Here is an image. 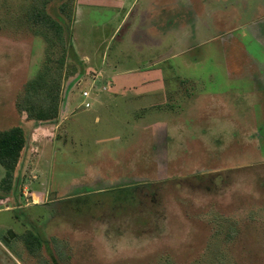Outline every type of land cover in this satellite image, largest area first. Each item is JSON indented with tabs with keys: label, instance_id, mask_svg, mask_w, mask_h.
<instances>
[{
	"label": "rangeland",
	"instance_id": "1",
	"mask_svg": "<svg viewBox=\"0 0 264 264\" xmlns=\"http://www.w3.org/2000/svg\"><path fill=\"white\" fill-rule=\"evenodd\" d=\"M107 1L73 0L74 52L49 53L31 0H0V130L27 135L11 187L0 165V264H264V0ZM67 53L61 114L23 123L25 86Z\"/></svg>",
	"mask_w": 264,
	"mask_h": 264
},
{
	"label": "trees",
	"instance_id": "2",
	"mask_svg": "<svg viewBox=\"0 0 264 264\" xmlns=\"http://www.w3.org/2000/svg\"><path fill=\"white\" fill-rule=\"evenodd\" d=\"M57 2V11L52 5ZM31 5L24 13L25 20L30 27L36 30L37 34L44 36L50 53L51 50L66 46L74 52L71 33L68 30V22L74 16L73 0H31ZM52 9L53 14L50 12ZM75 54V53H74ZM66 55L59 60L57 67L47 64L46 70L38 73L37 77L27 83L22 99L18 103L21 112V119L25 121L36 120L37 122H50L59 117L60 114V89L62 67L65 65ZM52 56L48 57V60ZM49 63V62H46ZM62 66V67H61ZM27 145V135L21 125L13 126L6 130H0V165L5 169L3 182L11 187L15 177L16 168L20 162L23 151ZM197 177V176H195ZM126 200L137 202V184H126ZM122 189V188H121ZM5 199V198H1ZM74 199V198H71ZM79 198L75 199L76 202ZM70 201V200H69ZM75 202L69 203L68 207H75ZM90 209V208H88ZM81 210V209H80ZM79 213H83L82 210ZM10 237H4L7 245L17 236L13 231L9 232ZM31 255L37 256L45 245L44 236L35 229H28L19 235ZM55 240V239H54ZM42 264H48L47 261Z\"/></svg>",
	"mask_w": 264,
	"mask_h": 264
},
{
	"label": "crops",
	"instance_id": "3",
	"mask_svg": "<svg viewBox=\"0 0 264 264\" xmlns=\"http://www.w3.org/2000/svg\"><path fill=\"white\" fill-rule=\"evenodd\" d=\"M136 1L137 0H122L121 1V3L119 4V9L118 10H123L124 11V13H126V16H127V14H128V12H129V10H127V7H129L130 6V8L136 3ZM106 4H108V3H111L110 2V0H108L107 2H105ZM154 8L157 10V11H159V14H161L160 13V10H161V6H160V4L158 5H156L155 4V2H154ZM163 7H164V5H163ZM162 7V8H163ZM128 11V12H127ZM150 14V13H149ZM151 15V14H150ZM125 16V17H126ZM125 19V18H124ZM149 19V18H148ZM150 20V19H149ZM159 21V20H158ZM119 28V27H118ZM118 28H117V30H118ZM163 28V27H162ZM158 30H159V27L157 28ZM161 29V28H160ZM116 30V31H117ZM261 42V41H260ZM241 46V45H240ZM243 48H244V46H243ZM245 49V48H244ZM106 51H107V49L105 48V50H104V52H103V57H102V59H100L101 60V66H102V70H103V72L106 74V76L108 77L112 72H114V70H116L115 69V67L116 68H118V66H114V65H111V64H109L107 61H105V58H107L106 57ZM257 62V61H256ZM260 62V61H259ZM261 63V62H260ZM138 71H140V69H135V68H129V69H127L124 73H122L121 75H126V76H129V77H133V75L136 73V72H138ZM116 76V75H115ZM117 76H119V75H117ZM110 78V77H109ZM111 78H113V77H111ZM255 79V82H256V78H254ZM130 85L131 86H134L135 88L138 86V81L137 80H132V81H130ZM139 95V94H138ZM138 95H132V96H137L138 97ZM84 106V105H83ZM60 114H61V109H60ZM22 120V119H21ZM22 122L24 123L25 122V120H22ZM22 127H23V125L22 124H20Z\"/></svg>",
	"mask_w": 264,
	"mask_h": 264
},
{
	"label": "built area",
	"instance_id": "4",
	"mask_svg": "<svg viewBox=\"0 0 264 264\" xmlns=\"http://www.w3.org/2000/svg\"><path fill=\"white\" fill-rule=\"evenodd\" d=\"M83 96L85 98L84 107L85 108H90L92 106V103L89 101V98L91 96V92L89 90H84L83 91Z\"/></svg>",
	"mask_w": 264,
	"mask_h": 264
}]
</instances>
